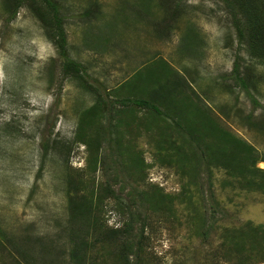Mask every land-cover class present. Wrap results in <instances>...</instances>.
<instances>
[{"label": "rangeland", "instance_id": "obj_1", "mask_svg": "<svg viewBox=\"0 0 264 264\" xmlns=\"http://www.w3.org/2000/svg\"><path fill=\"white\" fill-rule=\"evenodd\" d=\"M57 2L68 55L82 65L85 82L65 73L30 0L15 13L0 0V264H125L114 254L126 238L114 231L128 213L123 200L106 196L110 186L138 209L127 238L140 239L133 262L264 264V242L246 236L240 245L230 236L249 224L264 227L263 191L243 187L241 174L219 162L202 164L190 152L196 142L178 129L200 137L198 123L208 125L204 143L227 131L264 156V63L239 39L225 3ZM96 6L98 16L83 15ZM236 61L256 79L251 96L234 78ZM136 94L167 95L156 101L159 121L148 110L124 113L118 100ZM99 99L100 118L89 110ZM86 140H104L92 168ZM92 194L101 204L89 213ZM161 197L165 208H155Z\"/></svg>", "mask_w": 264, "mask_h": 264}, {"label": "trees", "instance_id": "obj_2", "mask_svg": "<svg viewBox=\"0 0 264 264\" xmlns=\"http://www.w3.org/2000/svg\"><path fill=\"white\" fill-rule=\"evenodd\" d=\"M28 0H5V6L7 10H11V12H16L19 7L22 6L23 3L27 2ZM225 3L226 10L231 16L232 22L234 26L236 27L237 33L239 35V39L241 41H245L249 48V54L252 57L258 58L261 63H264V0H220ZM30 7L32 8L33 12L37 16V18L42 22L43 26L46 30V35L48 38H50L51 42L57 47L59 54L64 58V71L66 74H72L78 78H80L83 82L84 76H83V68L79 61L71 59L68 55V38H67V31H66V25H65V18L64 15L60 9V5L57 2V0H30ZM99 6H96L94 8H87V10L84 12V16L92 15V16H98L99 13ZM179 10V4L177 2L175 9L173 10L172 14L175 16L178 13ZM165 28H162L161 32H163ZM166 30V31H165ZM164 31L167 32L169 30V26ZM239 59V58H238ZM250 69V67L248 68ZM233 75L237 83L243 87L248 94L251 96V89L254 87H257L256 79L254 78V75L252 73H248L245 76L242 75L240 71V65L236 61L234 69H233ZM89 84L85 85L86 87ZM121 86V84L118 86V88ZM229 89H231L230 86H227ZM136 89H139V86H135ZM142 88H145L143 86ZM134 92V91H133ZM135 93V92H134ZM145 93V91L143 92ZM147 94V92H146ZM167 95H160L159 97H153V98H143L136 94V96L131 97L127 96L124 97L118 102H121L123 105L126 106V109L124 110V113L127 111L130 112L131 115L138 117V115L134 112L138 109L148 110L151 112V115L154 117L155 121H159V116H162L161 114L162 109L159 107V105L156 103L160 102L161 100H167ZM100 98V97H99ZM161 101V103H162ZM101 101L99 99V102H97L93 107H91L89 110L91 111V116L96 115L98 118H100L105 111V106L101 105ZM170 103V102H169ZM101 105V106H99ZM131 105V106H130ZM129 109H128V108ZM107 109V108H106ZM172 119L176 118L174 116H171ZM249 118L252 121L251 116L249 115ZM151 123L149 122V126ZM179 122L177 121V125ZM208 125H205L204 128L198 123V126L196 128V131H201L202 135L200 137L194 136V132H188L183 131L182 126L178 127L179 132L183 133V137L186 136L188 138H192L194 142H196L195 149L191 150L190 152L197 156L198 160L205 164L208 168L213 165L214 163H220L225 168H228L230 171H236L239 172V175L241 174V178H243V181L241 182L242 186L248 189H257L262 190L264 193V168L257 167V162H264V156H261L257 150V148L248 143L247 141L236 138L234 135L230 134L227 131H219L218 135L220 138L218 140H215L211 143H204L205 141V133ZM264 127V126H263ZM217 128V127H214ZM83 129V127L81 128ZM205 129V130H204ZM211 130V129H209ZM264 130V128H262ZM183 131V132H182ZM195 131V132H196ZM98 134L99 137L104 138L106 137V131H103L101 127H98ZM83 136V130L82 135ZM218 136V137H219ZM97 137L95 135L93 138ZM107 138V137H106ZM88 139V138H87ZM87 141V140H86ZM104 140H98V142H92L88 143V146L91 148V153L89 155V166H92L97 164L99 159L101 160V146ZM118 152L120 154H125L126 148L123 146L118 145ZM132 155L134 153L132 152ZM131 155V156H132ZM129 160H132L131 165L135 166L138 164L139 157L136 155L134 158H131ZM143 161V160H142ZM129 162V161H128ZM104 165H106V162L104 160ZM141 169L144 168L142 165L140 166ZM107 197H115L121 199L122 204L125 207V211L128 213L127 220H125L124 224L120 228V230H115V234L117 236L124 235L122 247L120 250L115 253V257L117 259L123 260L125 264H138V261L136 260L133 262L130 259V255L135 254L137 255L141 248L140 239L138 241H130L127 239L128 237L134 235V226L136 222L139 220L137 217H134L135 211L133 205L130 202H127L125 199L121 198L119 195L116 194L115 190L113 188L108 187L107 188ZM143 193V192H142ZM141 193V194H142ZM138 194V195H141ZM148 196V194H147ZM153 196V195H150ZM93 194L91 195V198L86 202V209L87 212L92 213V210L98 206V204H101V198L98 196L93 199ZM100 200V201H99ZM165 204L167 202L162 197L160 200L153 202V206L156 208L158 206L160 209L165 208ZM162 205V206H161ZM134 208V209H133ZM120 211H124L121 207L119 208ZM138 210V209H137ZM124 211V212H125ZM125 212V213H126ZM94 221H97V219H94ZM144 222L141 226V231H144ZM243 233L238 232V234L230 235L233 237V241H236V243L240 244L241 242H244V239L247 236L251 238V240H261V242H264V227L262 226H252L249 224L247 228L243 227L242 229ZM229 236V237H230ZM242 243L240 245H242ZM135 246L138 247V249L135 251ZM138 252V253H137ZM76 251H73L71 254V259L73 263H79L80 260L75 254ZM76 261V262H75Z\"/></svg>", "mask_w": 264, "mask_h": 264}]
</instances>
